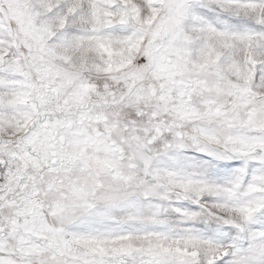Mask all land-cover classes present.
Masks as SVG:
<instances>
[{
    "label": "snow or ice",
    "instance_id": "6c2138e0",
    "mask_svg": "<svg viewBox=\"0 0 264 264\" xmlns=\"http://www.w3.org/2000/svg\"><path fill=\"white\" fill-rule=\"evenodd\" d=\"M0 264H264V0H0Z\"/></svg>",
    "mask_w": 264,
    "mask_h": 264
}]
</instances>
